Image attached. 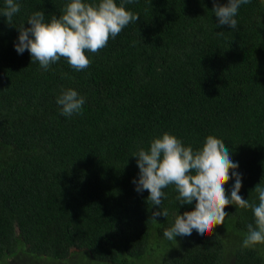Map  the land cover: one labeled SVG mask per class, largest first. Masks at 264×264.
<instances>
[{
  "label": "trees",
  "instance_id": "16d2710c",
  "mask_svg": "<svg viewBox=\"0 0 264 264\" xmlns=\"http://www.w3.org/2000/svg\"><path fill=\"white\" fill-rule=\"evenodd\" d=\"M70 2L17 0L15 25L0 15V262L24 254L73 262L82 254L90 264H264V245L242 247L255 227L251 208L228 205L212 235L193 230L169 241L164 230L196 202L180 205L170 185L160 206L168 216L153 218L159 206L133 183V155L153 139L167 132L195 151L214 135L239 165L230 170L241 174L239 194L258 205L264 0L240 5L236 28L218 25L213 0H116L139 20L87 53L88 68L61 58L45 71L27 50L16 51L17 26L29 27L36 11L50 22ZM69 88L85 97L70 117L57 104ZM234 183L233 176L225 185L229 196Z\"/></svg>",
  "mask_w": 264,
  "mask_h": 264
},
{
  "label": "clouds",
  "instance_id": "9594fccd",
  "mask_svg": "<svg viewBox=\"0 0 264 264\" xmlns=\"http://www.w3.org/2000/svg\"><path fill=\"white\" fill-rule=\"evenodd\" d=\"M124 2L118 5L116 0H99L97 4L71 0L62 14L52 16L50 22H45L44 12L36 11L27 19L29 27L24 23L17 26L19 36L15 49L19 54L27 50L31 63L38 62L45 71L61 58L76 71H82L91 64L87 53H98L107 46L110 37L115 38L130 23L139 20L138 14L126 10ZM213 3L218 25L236 28L238 9L249 0H227L225 4L213 0ZM19 11L17 0H5L0 15L6 17L9 25H15L13 18ZM57 104L62 106L61 114L70 117L81 112L85 97L69 88L58 96ZM133 156L137 157L139 168V178L133 180L136 191H147L148 204L159 206L153 218L168 216L167 209L162 210L160 206L165 197L164 189L170 185L178 192L180 205L196 202L194 210L176 215L172 226L163 232L166 239L176 241L177 236H191L193 230L201 237L212 235L217 225L224 224L228 215L225 208L235 205L251 208L255 217V227L248 225L242 247L264 245V186L259 183L254 188L258 205L250 204L239 194L241 174L237 171L230 174V170L238 169L239 165L233 162L223 140L209 135L202 148L194 151L175 135L165 132L151 141L149 149L140 148ZM233 176L235 183L229 196L225 185Z\"/></svg>",
  "mask_w": 264,
  "mask_h": 264
},
{
  "label": "rangeland",
  "instance_id": "374dc122",
  "mask_svg": "<svg viewBox=\"0 0 264 264\" xmlns=\"http://www.w3.org/2000/svg\"><path fill=\"white\" fill-rule=\"evenodd\" d=\"M83 257L84 256L82 254H79V256L75 258V260H73V262H68L67 259L57 262L56 260H52L47 257H34L30 254H24V256L20 258L18 257L11 264H41V263L42 264H90L89 261ZM0 264H4V263L0 262Z\"/></svg>",
  "mask_w": 264,
  "mask_h": 264
}]
</instances>
